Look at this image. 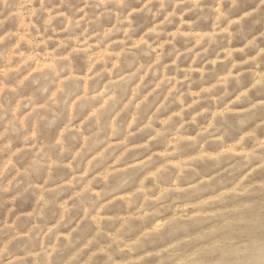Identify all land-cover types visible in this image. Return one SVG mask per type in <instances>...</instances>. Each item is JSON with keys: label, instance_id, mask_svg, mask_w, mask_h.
I'll return each mask as SVG.
<instances>
[{"label": "clouds", "instance_id": "clouds-1", "mask_svg": "<svg viewBox=\"0 0 264 264\" xmlns=\"http://www.w3.org/2000/svg\"><path fill=\"white\" fill-rule=\"evenodd\" d=\"M0 264H264V0H0Z\"/></svg>", "mask_w": 264, "mask_h": 264}]
</instances>
